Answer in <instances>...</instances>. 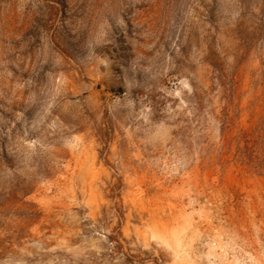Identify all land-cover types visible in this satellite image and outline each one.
I'll return each instance as SVG.
<instances>
[{
    "label": "rangeland",
    "instance_id": "1",
    "mask_svg": "<svg viewBox=\"0 0 264 264\" xmlns=\"http://www.w3.org/2000/svg\"><path fill=\"white\" fill-rule=\"evenodd\" d=\"M0 264H264V0H0Z\"/></svg>",
    "mask_w": 264,
    "mask_h": 264
},
{
    "label": "trees",
    "instance_id": "2",
    "mask_svg": "<svg viewBox=\"0 0 264 264\" xmlns=\"http://www.w3.org/2000/svg\"><path fill=\"white\" fill-rule=\"evenodd\" d=\"M231 88L234 90L235 89V83H232Z\"/></svg>",
    "mask_w": 264,
    "mask_h": 264
}]
</instances>
